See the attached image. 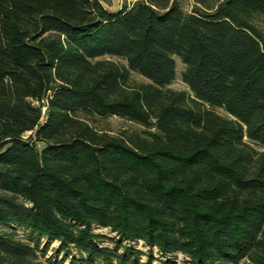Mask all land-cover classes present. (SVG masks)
<instances>
[{"label":"trees","instance_id":"trees-1","mask_svg":"<svg viewBox=\"0 0 264 264\" xmlns=\"http://www.w3.org/2000/svg\"><path fill=\"white\" fill-rule=\"evenodd\" d=\"M187 1L0 0V264H264V0Z\"/></svg>","mask_w":264,"mask_h":264},{"label":"rangeland","instance_id":"rangeland-1","mask_svg":"<svg viewBox=\"0 0 264 264\" xmlns=\"http://www.w3.org/2000/svg\"><path fill=\"white\" fill-rule=\"evenodd\" d=\"M101 3L103 4V6L105 8H107L108 10L111 11H118L119 9H121V7L125 4V3H129L130 0H100ZM186 7L190 8L192 1L188 0L186 2ZM114 60L121 62L119 59L117 58H113ZM176 63H177V76L176 79L169 85L170 88L174 89V90H184V91H188L187 86L185 85V83L182 80V71H183V65L181 60L176 57ZM133 80L136 82H146V79H144L143 77H141L140 75L133 73L132 74ZM220 113H223L221 110H218ZM97 129H101V130H106L109 131L112 134H117L120 133L121 131H127V132H142L143 128L131 121L119 118V117H107L103 120H99L96 122L92 123ZM100 232L106 233V234H110V230L109 229H101L99 230ZM20 233H23L22 230H20ZM137 248H140L142 250H146V246H144V244L142 242H138L135 244ZM58 246L57 242H54L52 244V248L51 250L48 252V256H51L53 253V249L55 247ZM155 254L158 256L157 254V250L154 249ZM176 261H178V263L182 262L184 260V255L181 253H177L175 255ZM153 264H158L157 262H154ZM240 264H251L249 260H244L242 263Z\"/></svg>","mask_w":264,"mask_h":264}]
</instances>
